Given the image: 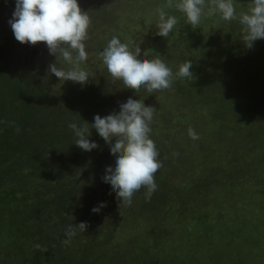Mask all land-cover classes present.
Wrapping results in <instances>:
<instances>
[{
    "label": "rangeland",
    "instance_id": "1",
    "mask_svg": "<svg viewBox=\"0 0 264 264\" xmlns=\"http://www.w3.org/2000/svg\"><path fill=\"white\" fill-rule=\"evenodd\" d=\"M78 3L91 18L85 41L88 60L81 63L92 74L88 82L95 81L96 87L105 89L118 111L129 97L155 107L150 127L164 134L152 129L150 136L157 142L169 138L165 150L173 160L168 176L173 203L167 195L161 199L158 194L151 202H140L139 196V202L130 206L115 205L116 193L100 183L96 203L104 205L100 222L104 227L111 223L115 230L101 232L98 245L91 250L95 252L92 264H264V192L257 190L264 176V85L259 82L264 79V39L248 48L238 20L224 21L219 14L204 16L194 29L176 9L166 11L179 23L167 38L159 36L156 9L166 0ZM251 4L252 0H234L237 15L247 12ZM8 9L9 5H0V38L3 40L7 26L14 45L8 49V42L3 43L9 63L34 66L35 72L56 63L44 42L31 45L15 39ZM113 36L131 50L139 45L141 58L159 56L174 75L183 62L191 60L193 79H175L170 89L151 94L143 86L138 92L125 88L121 80L112 78L100 58ZM57 66L70 67L62 60ZM52 76L57 87L68 83ZM189 127L198 133V140L189 137ZM199 162H203L202 170ZM191 167L198 173L205 168L208 191L190 186L193 183L187 173L192 172ZM183 173L187 175L181 176ZM227 174L242 180L232 186L226 181ZM236 185L241 189L233 191ZM185 195L190 197L188 202L182 201ZM201 214L209 218L204 220Z\"/></svg>",
    "mask_w": 264,
    "mask_h": 264
},
{
    "label": "trees",
    "instance_id": "2",
    "mask_svg": "<svg viewBox=\"0 0 264 264\" xmlns=\"http://www.w3.org/2000/svg\"><path fill=\"white\" fill-rule=\"evenodd\" d=\"M2 3L9 5L7 17L13 15L16 0H0V5ZM7 31L5 26L3 40L0 38V264H92L95 254L91 252L92 247L98 245L97 240L106 230H115L111 223L108 228L101 224V209L99 215H94L92 209L99 207L96 203L100 198L97 195L100 183L112 188L102 177L108 166L115 167L116 157L95 128L91 129L89 139L95 141L98 148L90 152L79 148L68 124L75 122L80 126L87 121L91 127L97 114L104 117L119 112L117 104L110 102L109 93L96 87L95 81L82 86L68 80L57 87L58 81L48 73L47 65L36 72L34 66H12L4 57L9 48H14ZM5 42H8L7 50ZM50 57L56 59L54 55ZM261 80L264 85V79H259L260 83ZM151 129L164 134L155 126ZM152 140L158 145L162 167L154 176L157 190L147 202L157 199L159 194L161 199L167 195L166 199L170 197L169 202L173 203V196L168 194L171 190L169 161L173 160L165 150L169 138ZM202 163H198L200 170ZM194 168L187 173L193 183L190 186L208 191L205 168L199 173ZM225 178L232 186L242 180L230 174ZM260 179L262 185L257 190L264 192V176ZM237 185L233 191L241 189ZM145 192L142 187L134 194L132 202H139V196L143 202ZM182 199L188 202L190 197L185 195ZM114 200L115 205H122L116 195ZM201 217L209 218L208 214ZM81 222L87 223L86 231L77 230L71 244L64 245L65 229ZM36 244L40 249L34 247Z\"/></svg>",
    "mask_w": 264,
    "mask_h": 264
},
{
    "label": "clouds",
    "instance_id": "3",
    "mask_svg": "<svg viewBox=\"0 0 264 264\" xmlns=\"http://www.w3.org/2000/svg\"><path fill=\"white\" fill-rule=\"evenodd\" d=\"M166 9H176L186 17V23L197 28L202 17L219 14L224 21L238 20L243 26V42L248 48L258 39H264V0H252L247 12L237 15L234 0H166V4L156 9L158 22L157 35L167 38L179 23L178 18L169 15ZM14 37L20 43L36 45L44 42L49 54L56 57V63L49 65L47 71L54 74L60 81L71 80L85 85L92 74L81 68V63L88 60L85 41L88 40V30L91 18L84 11L78 0H16L13 18L9 20ZM100 58L106 65L113 79L121 80L125 88L138 92L143 86L149 94L170 89L175 79H193L191 60L183 62L178 71H173L159 57L141 58V48L134 50L127 43H122L113 36L100 52ZM66 62L70 67L65 70L58 67L59 61ZM156 108L146 106L143 100L129 97L120 104L119 112H113L101 117L97 114L94 123L89 127L85 121L78 126L72 122L68 127L74 132L75 144L84 151L98 148L91 141V129L95 128L110 147V152L116 157L115 167L108 166L102 177L105 183L112 186L117 199L126 206L132 204L134 194L142 187L146 189L144 198L150 201L157 190L154 176L162 167L158 160V150L150 138V125ZM18 130V129H17ZM188 135L192 140H198V133L191 127ZM115 138V143L113 139ZM178 155V153H174ZM94 207L93 212L100 208ZM86 222L69 225L64 232V245H70L77 230L85 232ZM40 249V245L34 246Z\"/></svg>",
    "mask_w": 264,
    "mask_h": 264
}]
</instances>
